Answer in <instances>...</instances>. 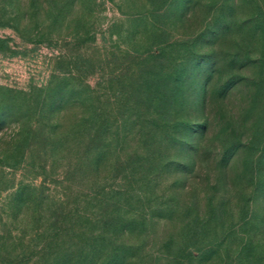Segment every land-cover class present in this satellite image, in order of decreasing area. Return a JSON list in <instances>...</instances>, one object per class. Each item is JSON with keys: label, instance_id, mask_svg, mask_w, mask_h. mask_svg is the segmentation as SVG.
Segmentation results:
<instances>
[{"label": "rangeland", "instance_id": "obj_1", "mask_svg": "<svg viewBox=\"0 0 264 264\" xmlns=\"http://www.w3.org/2000/svg\"><path fill=\"white\" fill-rule=\"evenodd\" d=\"M226 1L233 6L232 24L205 48L212 49L211 57L219 60L224 72L213 76L210 87L232 71L225 64L232 54L251 60L234 69L241 79L224 97L208 101L200 111L196 106L187 111L188 119L206 124L202 133L193 135L200 146L193 169L167 166L158 170L157 155H147L144 167H150L152 179L146 184L139 181L142 169L127 165L128 152L137 149L143 154L156 142L147 148L140 138L129 136L128 144L101 164L84 171L70 169L66 175V163L73 156L65 153L57 163L49 147L44 151L35 101H30L27 120L21 114L26 103L23 92L33 93L45 84L60 53H80L102 62L86 79L99 89L105 105L113 99L109 78H119L114 75L129 64L131 71L134 60L146 57L155 37L153 20L165 38H186L209 23ZM226 1L195 0L179 18L168 1L75 0L53 27L43 8L32 17V0L7 3V11L16 12V6L22 10L16 16L19 26L39 24L42 31L51 30V40H25L12 26H0V38L8 39L15 50L0 51V99L16 96L20 111L0 121V264H24L25 251L38 247L39 233L56 207L75 224L88 221L86 231L95 232L102 229L97 220L104 214L130 219L147 212L144 224L126 226L118 233L119 239L133 244L141 254L137 264H264V31L253 17L259 9L264 17V0ZM158 5L160 9L152 13ZM79 40L81 46L75 48ZM127 76H123L126 86ZM257 79H262L258 88ZM79 113L78 107L66 111L70 118ZM233 142L236 150L224 157V148ZM17 144L25 147L24 157L10 164L18 157ZM186 155L169 144L161 152L164 163L184 162ZM206 245L211 246L208 256L183 257L185 250Z\"/></svg>", "mask_w": 264, "mask_h": 264}, {"label": "trees", "instance_id": "obj_2", "mask_svg": "<svg viewBox=\"0 0 264 264\" xmlns=\"http://www.w3.org/2000/svg\"><path fill=\"white\" fill-rule=\"evenodd\" d=\"M74 1L49 0L44 1L45 4L43 2L37 4L36 0H32L29 12L35 17L40 8L45 9L49 25L53 27L64 15V9ZM167 1L171 12L182 18L195 0H159L162 4ZM14 2L15 0H0V26H12L25 40L35 42L51 40L48 37L51 30L42 31L39 24H34L32 28L27 25L19 26L16 16L19 10H22L19 6L15 7L16 12L7 11L6 8L7 3ZM160 7L161 5H158L151 12H157ZM232 10L230 2L220 3L212 20L186 38H165L159 23L153 20L151 26L155 28V37L147 48L146 57L139 59L138 55L139 60H134L136 63L131 71L129 64L114 75L120 76L119 78H109L111 86L114 87V101L113 99L107 101L105 105L101 102L99 89L91 86L86 79L102 66V62L97 57L82 56L80 53H60L45 84L37 86L32 90L33 93L23 92L22 98L26 103L22 104L25 109L20 110L21 114L27 120L30 101L34 100V113L39 123L44 151L49 147L57 163L63 161V157L68 153L73 156V161L68 160L66 163V175L70 174V169L84 171L89 166L101 164L110 154L120 152L128 144L129 136L140 138L148 145L147 148L151 147L153 141L156 142L155 147L147 149L143 154L138 153L137 149L128 152L127 165L132 163L138 169H142L139 181L146 184L152 179L150 167H144V163L153 154L157 155L155 160L158 161L154 165L158 166V170L167 166L180 167L182 171L186 168L192 170L200 148L193 135L195 132L202 133L206 124L204 121L193 122L188 119L187 111L195 106L200 111L205 108L208 101L224 97L241 79L234 69L244 66L251 60L246 55L232 54L225 61L227 68L230 70L233 68L232 71L218 84L210 87L209 83L213 76L221 77L224 72L219 60L211 57L212 49L205 48L212 43L211 39L219 38L223 31L230 27L232 19L229 17L232 16ZM8 12V17H5ZM259 12L261 13L260 9ZM259 12L253 17L255 23L258 21V26L264 31L262 27L264 17ZM33 35H36V38H33ZM80 41L75 48L81 46ZM0 51L15 52L5 38H0ZM139 64L143 67H139ZM127 74L126 86L123 83V76ZM132 75L136 77L131 78ZM259 80L255 81L257 88L262 79ZM16 101L14 95L0 99V121L18 113ZM74 107H78L80 113L73 115L72 118L67 117L66 111ZM26 138L27 136H24V139ZM167 144L174 149L185 150L186 160L184 162L170 160L164 163L161 152ZM17 145L20 148L18 157L10 164H15L24 157L25 147ZM236 148L235 142L229 144L224 148L223 156L225 157L228 151L232 155ZM7 154L6 157H9L10 153ZM58 208L56 207L50 214L47 219L49 223L39 233L38 247L25 251L24 264H137L141 254L136 251L133 244L119 239L118 233L126 226L144 224L148 219L147 212L143 210L130 219L104 214L97 220L102 224V229L95 232L86 231L88 221H84L83 225L75 224L66 219L62 210L58 211ZM167 242L171 243L172 240L169 239ZM210 247L206 245L196 247L193 251L183 248L181 250H185L183 257L188 254L189 258L195 257L199 260L206 254L208 256ZM33 257L34 260L30 262ZM177 258L176 256L175 259Z\"/></svg>", "mask_w": 264, "mask_h": 264}]
</instances>
